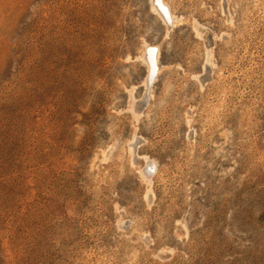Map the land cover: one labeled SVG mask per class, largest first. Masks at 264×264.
Listing matches in <instances>:
<instances>
[{
	"label": "rangeland",
	"instance_id": "1",
	"mask_svg": "<svg viewBox=\"0 0 264 264\" xmlns=\"http://www.w3.org/2000/svg\"><path fill=\"white\" fill-rule=\"evenodd\" d=\"M169 3L0 0V264H264V0Z\"/></svg>",
	"mask_w": 264,
	"mask_h": 264
},
{
	"label": "bare ground",
	"instance_id": "2",
	"mask_svg": "<svg viewBox=\"0 0 264 264\" xmlns=\"http://www.w3.org/2000/svg\"><path fill=\"white\" fill-rule=\"evenodd\" d=\"M149 3H150V10L162 22L166 30V35H168V33L181 22V18H179V16L175 14L171 4L169 3V0H149ZM193 30L196 36L201 37L202 36L201 33L205 30V28L200 26L196 21H193ZM160 52H161L160 47L158 45L147 44L146 41H142L139 54L135 58L144 66L145 76L144 79L142 80L144 91L142 90L143 94H141L142 96L138 97L139 99L134 95V89H135L134 87H131L130 89L127 90L129 99L126 109L129 112L134 125L140 122L141 118L145 115L144 109L148 105L150 99L153 98L154 93L152 90V85L156 80V78L158 77V74L160 73L162 67L160 63L161 60ZM211 53H212L211 49L205 46L204 65L210 64ZM194 78L196 80H199V76H194ZM134 137H136L135 132L132 134L130 140H133ZM134 151L135 150L133 149L132 146H129L127 148L128 160L131 165H133L135 162L134 161L135 157L133 158ZM143 162H144L143 167H137V166L136 167L138 168L137 170L141 181L144 182L146 185L147 193H148L151 190L152 175L156 171L157 165L154 160H150L146 156L143 157Z\"/></svg>",
	"mask_w": 264,
	"mask_h": 264
}]
</instances>
